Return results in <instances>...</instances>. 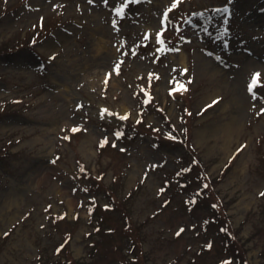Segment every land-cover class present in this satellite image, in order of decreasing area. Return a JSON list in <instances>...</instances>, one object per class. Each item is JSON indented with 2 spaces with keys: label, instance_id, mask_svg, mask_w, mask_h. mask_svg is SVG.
Segmentation results:
<instances>
[{
  "label": "rangeland",
  "instance_id": "1",
  "mask_svg": "<svg viewBox=\"0 0 264 264\" xmlns=\"http://www.w3.org/2000/svg\"><path fill=\"white\" fill-rule=\"evenodd\" d=\"M261 109L264 0H0V264H263Z\"/></svg>",
  "mask_w": 264,
  "mask_h": 264
},
{
  "label": "snow or ice",
  "instance_id": "2",
  "mask_svg": "<svg viewBox=\"0 0 264 264\" xmlns=\"http://www.w3.org/2000/svg\"><path fill=\"white\" fill-rule=\"evenodd\" d=\"M175 2H176V0H173V5L175 4ZM157 36H159V33H157ZM258 75H259L258 72L252 74L251 80L249 81V91L252 90V87H253V85L255 83H259V81L257 79ZM178 87H180L181 90L183 89V85L182 84L181 85H178ZM261 111H264V109H261ZM125 115H127V114H125ZM76 127H78V126H74L73 127V130H75ZM101 143H103V140L101 141ZM222 264H227V262L226 261L225 262H222Z\"/></svg>",
  "mask_w": 264,
  "mask_h": 264
},
{
  "label": "trees",
  "instance_id": "3",
  "mask_svg": "<svg viewBox=\"0 0 264 264\" xmlns=\"http://www.w3.org/2000/svg\"><path fill=\"white\" fill-rule=\"evenodd\" d=\"M96 219V218H95ZM94 217H93V222H94ZM200 250V249H199ZM196 251V253L197 252H200V253H204V251ZM199 253V254H200ZM40 260L38 261V264H46V262H47V260L44 258V256H42V255H40L39 257H38ZM217 260V259H216ZM223 260H228L229 261V264H231L233 261H234V258H233V256L231 257V255H229L228 256V258H224ZM214 263H218V261H214ZM189 264H196V261L194 260V257L189 261ZM264 264V263H263Z\"/></svg>",
  "mask_w": 264,
  "mask_h": 264
}]
</instances>
